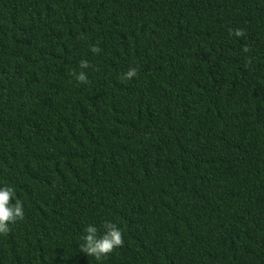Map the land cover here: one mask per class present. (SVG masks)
Listing matches in <instances>:
<instances>
[{
	"label": "trees",
	"instance_id": "1",
	"mask_svg": "<svg viewBox=\"0 0 264 264\" xmlns=\"http://www.w3.org/2000/svg\"><path fill=\"white\" fill-rule=\"evenodd\" d=\"M4 185L0 264H264V0H0Z\"/></svg>",
	"mask_w": 264,
	"mask_h": 264
},
{
	"label": "clouds",
	"instance_id": "2",
	"mask_svg": "<svg viewBox=\"0 0 264 264\" xmlns=\"http://www.w3.org/2000/svg\"><path fill=\"white\" fill-rule=\"evenodd\" d=\"M230 34L236 37L245 35L243 28L230 29ZM83 38V37H81ZM250 47L245 45L243 52L249 53ZM90 51L93 54H99L102 49L99 43L90 45ZM247 64L251 63V57L246 60ZM91 64L88 60L81 59L77 72L75 69L70 70V75L80 84L88 82V75L83 69L90 68ZM138 74L136 67H130L127 72L123 73L119 79L123 81L131 80ZM15 199V202L13 200ZM24 201L16 198L15 189L9 185L0 186V234H6L10 231L9 224L16 223L18 220L24 219ZM84 235L81 237L82 243L79 248L82 252L97 260L112 253L116 248L123 246L124 239L122 230L112 221H105L103 224V232L99 233L95 225L89 224L84 229Z\"/></svg>",
	"mask_w": 264,
	"mask_h": 264
}]
</instances>
